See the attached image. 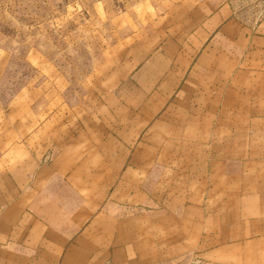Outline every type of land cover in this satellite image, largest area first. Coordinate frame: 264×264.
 I'll use <instances>...</instances> for the list:
<instances>
[{"label":"crops","instance_id":"crops-1","mask_svg":"<svg viewBox=\"0 0 264 264\" xmlns=\"http://www.w3.org/2000/svg\"><path fill=\"white\" fill-rule=\"evenodd\" d=\"M262 6L181 0L77 121L12 108L0 264H264Z\"/></svg>","mask_w":264,"mask_h":264},{"label":"rangeland","instance_id":"rangeland-1","mask_svg":"<svg viewBox=\"0 0 264 264\" xmlns=\"http://www.w3.org/2000/svg\"><path fill=\"white\" fill-rule=\"evenodd\" d=\"M180 1L0 0V139L12 140L14 107H35L40 122L49 111L55 123L64 113L68 121L85 116L109 88L121 47L158 37L160 19ZM233 2L252 16L264 0Z\"/></svg>","mask_w":264,"mask_h":264}]
</instances>
